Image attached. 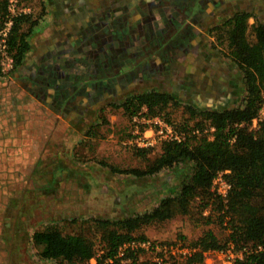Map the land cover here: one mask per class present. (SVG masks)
I'll return each instance as SVG.
<instances>
[{
  "label": "rangeland",
  "instance_id": "obj_1",
  "mask_svg": "<svg viewBox=\"0 0 264 264\" xmlns=\"http://www.w3.org/2000/svg\"><path fill=\"white\" fill-rule=\"evenodd\" d=\"M66 1L69 2L70 0ZM88 1L93 8L100 6L101 2V0ZM1 2H4V0H0V4ZM61 4L59 0H31L29 2L7 0L6 12L0 18V27H6V23L13 18L12 16H14V24L22 15L29 17L30 22L33 24L26 22L22 28L28 30L31 27L32 32L29 40L34 43L40 40L37 39L42 36L45 30L51 28L54 30V26L62 24L64 11ZM254 24V19L251 18L248 22L247 36L252 42L256 41L253 30ZM222 31L225 35L227 27L213 28L209 33L205 30L206 34H204L203 39L209 46V42H212L215 48L226 55L228 53L226 45L220 44L218 40L219 35L223 36ZM199 33H201L200 30ZM193 59L194 56L190 55L183 62L186 64ZM2 68L0 55V75H12V72L5 73ZM21 68L22 66H20ZM225 68L227 70L231 69H229V66ZM189 69L194 70L200 76L208 77L209 83L211 82L210 69L204 68L203 65L197 68L189 67ZM205 85V88L209 86L207 83ZM237 90L232 94L235 95L233 99L236 102L229 103V100H224L223 103H218V107L214 106L215 108H210L209 105L198 108L222 109L235 106L239 104L244 94V88ZM225 96V94H222L221 98ZM202 98L201 95L197 97L200 103H203ZM123 101L122 99L106 105L99 111L97 117L88 118L82 121L81 124L79 122L77 124L69 122L68 118L62 119L60 117L62 114H58L54 110H47L38 103L35 106L36 144L41 147L38 150L39 152L36 153L37 172L34 188L29 189V205L28 207H22L23 211L29 214L27 225L31 228L29 230L30 235L32 230H42L50 225L57 226L64 234H84L96 243V256L100 264H105L107 250L104 243L101 242L102 231L95 218L115 219L152 208L164 196L172 192L179 180L178 172L171 170L161 171L151 177H135L113 171L115 168L145 169L151 160L161 154L162 144L165 142L161 135L157 134L153 145L142 147L135 140L138 138L135 133L136 129L141 128L142 131L148 127L159 129V124L155 122L159 118L164 124H171L177 132L185 131L187 137L202 135L210 139L213 138L214 129L209 128L207 124L204 125V130L201 133L191 129L198 119H190L184 111V105L192 103L184 101L179 107L169 106L157 115L150 112L146 106H143L130 115L121 105ZM57 116L60 118L58 121L56 120ZM146 119L151 121L147 123ZM185 122L189 129H181V125ZM56 123L57 126H55ZM47 130L52 132L51 140H47ZM62 134L68 136V138L63 139L64 135L61 136ZM147 134L150 135L151 132ZM151 137L154 139V135ZM49 143H51V152L50 155L46 156L44 153L47 151L46 148ZM42 149H44V153L41 152ZM139 149H145L147 153H139ZM60 164L77 169L91 167L92 172L86 173L85 178H83L81 174L68 171V173L62 174L64 180L61 183L54 184V187L52 185L48 187L46 180L53 179L54 175L60 177L61 174L55 172L41 173L42 169L44 166H50L51 171H55L54 166ZM193 206L195 207L197 204L194 203ZM26 208L28 209L26 210ZM31 212L32 215H30ZM221 213L223 214V211L218 210V204L211 203L202 211L193 208L190 214H178L166 221L145 225L137 231V234H143L146 238L168 243H182L185 246H193L192 242L199 239L205 231L212 230L222 241L224 246L221 248H225L227 243L232 241L230 239L232 227L229 222L230 216H224L221 220ZM210 215H212V221L207 223L206 217ZM21 235L22 238L15 255L18 259L17 264H58V260L42 258L40 250L34 243L32 246L29 245L26 250L25 243L22 244V240L26 242L27 235L25 233ZM247 248L244 257L250 250L249 247ZM132 254L137 256L139 260H149V255L144 252H130V262L133 258ZM186 261L185 258L176 260L175 264H188ZM221 263L217 257L212 259L210 255L204 256L203 264Z\"/></svg>",
  "mask_w": 264,
  "mask_h": 264
},
{
  "label": "trees",
  "instance_id": "obj_2",
  "mask_svg": "<svg viewBox=\"0 0 264 264\" xmlns=\"http://www.w3.org/2000/svg\"><path fill=\"white\" fill-rule=\"evenodd\" d=\"M6 2L4 0L0 4V18L6 12ZM250 16L246 11L236 12L226 22V34L222 31L223 36H218L219 43L228 49L226 55L243 73L245 88L242 100L235 106L222 109L184 105L189 118L198 119L191 129L201 133L207 124L214 129L213 138L193 135L181 142L165 141L161 154L145 169H113L116 173L135 177H151L171 170L178 172L179 180L172 192L152 208L115 219L95 218L102 231L101 242L107 250L105 257L114 256L125 242L146 239L145 235L137 234L145 225L163 222L178 214H190L193 208L202 211L211 203H217L218 210L223 211L221 220L230 216V239L238 246L250 248L238 264H264V120L258 129L250 127L264 102V23L257 21L254 24L256 41L252 42L247 36ZM26 22H30L29 17L20 16L10 31L8 46L15 62L13 74L23 65L31 49V27L28 30L22 28ZM79 66L80 62L77 70ZM71 71L65 74L70 77L69 81H72L74 73ZM60 86L65 88L67 83H60ZM54 94L55 91L51 93ZM121 105L130 115L143 106L157 115L169 106H181L182 102L169 92L143 90L125 98ZM181 126V129H189L186 122ZM139 153L147 152L139 149ZM225 170H229L226 177L232 184L227 201L211 189L216 175ZM194 203L197 206L194 207ZM211 216L206 217L207 223L212 221ZM33 242L42 258L58 260V264H90V259L97 252L96 243L84 234H64L54 225L35 231ZM192 244L197 250L187 259L188 264H203L205 251L224 246L212 230L205 231ZM132 255L128 264H158Z\"/></svg>",
  "mask_w": 264,
  "mask_h": 264
},
{
  "label": "flooded vegetation",
  "instance_id": "obj_3",
  "mask_svg": "<svg viewBox=\"0 0 264 264\" xmlns=\"http://www.w3.org/2000/svg\"><path fill=\"white\" fill-rule=\"evenodd\" d=\"M59 3L63 24H76L72 32L80 38L81 58L76 85L63 76L62 81L69 84L63 89L58 85L54 95L48 94L52 100L47 103L58 114L74 112L81 121L97 117L106 105L143 90L169 92L197 107L236 102L232 94L245 88L243 73L212 42L210 46L204 42L205 30L226 27L227 20L240 11L251 14L248 22L253 18L255 23H264V0H101L94 8L88 0ZM57 50L63 51L61 44ZM190 55L194 59L185 64ZM43 64L40 62V69ZM201 65L211 70L212 84L208 77L189 69ZM36 89L39 96L45 86ZM222 94L226 96L221 98ZM200 95L203 103L197 99Z\"/></svg>",
  "mask_w": 264,
  "mask_h": 264
},
{
  "label": "crops",
  "instance_id": "obj_4",
  "mask_svg": "<svg viewBox=\"0 0 264 264\" xmlns=\"http://www.w3.org/2000/svg\"><path fill=\"white\" fill-rule=\"evenodd\" d=\"M54 28V30L52 28L45 30L42 36L37 39H40L39 41L31 42V49L27 53L24 60L26 62L22 65L21 71L12 73V75H0V264L18 263L15 255L22 233L27 235L26 242L22 240L26 250L29 245L32 246L34 243L33 234L35 231L32 230L30 235L29 230L31 228L27 225L29 214L24 212L22 207L29 205V189L34 188L37 172L36 153L41 147L36 144V103L44 106L47 110L55 111L57 110L54 109L55 106L47 103L48 99L51 101L48 94L56 91L57 86L64 82L62 77L66 73H71V70L74 71L73 85L77 83V64L81 58L79 49L81 42L79 36L75 34L76 32H72L76 29V24L66 27L62 22ZM35 43L38 44L35 45ZM57 44L62 45V50L68 47L69 49L60 53L57 50ZM42 61L44 64L40 69V62ZM54 77L56 80L51 82ZM36 78L41 80L36 81ZM40 85H44L45 89L42 95L37 96L36 94L40 92L36 88H39ZM60 88L63 89L64 87ZM60 92L63 93L64 91L61 90ZM43 97L45 100H41V102L39 99ZM72 113L64 111L60 117L62 119L68 118L69 122L81 124V117H75V113ZM59 119L57 116L56 120ZM78 119L80 120L78 121ZM46 132L47 140H51L52 132L49 130ZM67 138L68 136L64 135L63 139ZM50 144L45 153L43 152L44 149L41 151L46 156L50 155ZM54 170L51 171L50 166H44L42 169L41 173L55 172L61 174L60 177L54 175L53 179H47L48 187L51 185L54 187V184L61 183L64 180L62 174L68 173V171L81 174L83 178H85L86 173L92 172L91 167L77 169L68 168L64 164L55 165ZM30 204L32 205V203Z\"/></svg>",
  "mask_w": 264,
  "mask_h": 264
},
{
  "label": "built area",
  "instance_id": "obj_5",
  "mask_svg": "<svg viewBox=\"0 0 264 264\" xmlns=\"http://www.w3.org/2000/svg\"><path fill=\"white\" fill-rule=\"evenodd\" d=\"M17 1V0H16ZM6 23V27H0V55L1 65L5 73H11L14 69V57L9 51L8 39L10 31L14 24V16ZM264 120V102L262 103L258 115L252 121V129H258L260 123ZM147 123L151 120L146 119ZM159 124V129L154 127H148L141 130L136 129L137 143L142 147H147L155 143V137L157 134L161 135L164 141H177L181 142L187 138L185 131L177 132L171 124L163 123L159 118L155 120ZM151 132L150 135L147 133ZM199 132V130H196ZM154 135V139L151 137ZM229 170L220 171L213 180L212 191L223 200L227 201L232 184L226 178ZM197 247L185 246L182 243H168L157 239H133L121 244L114 256H108L105 260V264L123 263L128 264L130 262L129 253L144 252L149 255V260L158 264H173L176 260L188 259L191 257ZM247 246L238 247L234 241H229L225 248L209 249L204 252V256L210 255V258L217 257L221 264H238L240 260L244 259V254L247 252ZM213 255V256H212ZM90 264H100L98 257L95 255L90 259Z\"/></svg>",
  "mask_w": 264,
  "mask_h": 264
}]
</instances>
